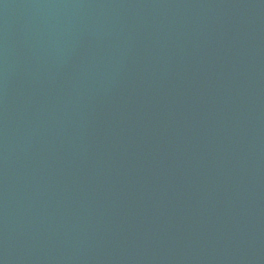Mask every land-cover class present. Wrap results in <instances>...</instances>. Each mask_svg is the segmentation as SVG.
Wrapping results in <instances>:
<instances>
[{
  "label": "water",
  "instance_id": "water-1",
  "mask_svg": "<svg viewBox=\"0 0 264 264\" xmlns=\"http://www.w3.org/2000/svg\"><path fill=\"white\" fill-rule=\"evenodd\" d=\"M0 264H264V0H0Z\"/></svg>",
  "mask_w": 264,
  "mask_h": 264
}]
</instances>
